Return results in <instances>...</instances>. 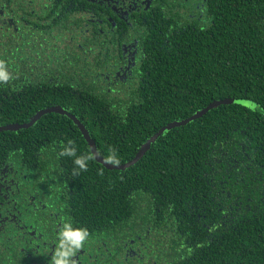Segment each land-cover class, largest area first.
Returning a JSON list of instances; mask_svg holds the SVG:
<instances>
[{"label":"trees","instance_id":"1","mask_svg":"<svg viewBox=\"0 0 264 264\" xmlns=\"http://www.w3.org/2000/svg\"><path fill=\"white\" fill-rule=\"evenodd\" d=\"M205 6L203 24L152 13L136 86L122 96L77 89L91 83L78 80L74 52L32 64L0 55L10 76L0 83V124L27 123L59 105L95 140L94 151L56 112L0 133L18 143H63L72 191L89 192L73 206L80 226L104 241L89 264H264V0ZM6 48L18 49L10 41ZM228 98L237 102L164 131L125 170L108 168L131 162L164 126ZM135 237L149 251L143 256L129 242ZM81 255L84 264L89 256Z\"/></svg>","mask_w":264,"mask_h":264},{"label":"flooded vegetation","instance_id":"2","mask_svg":"<svg viewBox=\"0 0 264 264\" xmlns=\"http://www.w3.org/2000/svg\"><path fill=\"white\" fill-rule=\"evenodd\" d=\"M205 3L206 0H0V37L8 34L6 30L10 33L0 42V55L7 60L21 55L33 62L74 52L79 60L75 68L78 80L91 83L77 89H107L111 95L112 90L118 92L115 89L135 88L153 12L168 17L174 14L181 18L180 24L184 20L203 24L207 20ZM7 41L18 48L14 53L8 52ZM24 51L27 56L22 55ZM44 72L48 73V65ZM55 106L59 105L48 108ZM63 146L57 140L39 145L31 140L18 143L15 136L0 134V264H54L64 225L69 224L70 231L86 229L80 226L73 206L89 192L79 185L76 192L72 191L69 178L74 173L65 165ZM129 242L137 244L136 249L144 247L138 237ZM103 245L104 241L88 233L81 247L68 258L69 264H82V253L89 256L84 264L96 262L105 249Z\"/></svg>","mask_w":264,"mask_h":264},{"label":"water","instance_id":"3","mask_svg":"<svg viewBox=\"0 0 264 264\" xmlns=\"http://www.w3.org/2000/svg\"><path fill=\"white\" fill-rule=\"evenodd\" d=\"M237 102L235 99H224V100H220V101H214L213 103H211L210 105H208L205 109L198 111L197 113H195L192 117L186 119V120H182V121H174L166 126H164L158 133H156L149 141H147L146 144L143 145V147L141 148V150L138 152V154L136 155V157L129 163L121 165V166H114L111 164H108V168L109 169H121V170H125L127 167H129L130 165L136 163L145 153L146 151L150 148V145L153 141H155L159 135H161L164 131L166 130H171L175 127L178 126H183L187 123H189L192 120H195L199 117H201L202 115H204L206 112H208L209 110L213 109V108H217L220 105L223 104H232ZM243 104H246L247 102H243ZM50 112H56V113H60L63 115H67L68 117H70L73 122L76 124V126H78V128L81 130L83 136L86 138V140L91 144L92 148L95 151V143L93 142V140L90 137L89 131L85 128V126L73 115L69 114L66 110H64L61 106H55L52 108H48L45 110H41L39 111L28 123L25 124H10L7 126H0V131H16L19 129H23V128H29L31 127L38 119H40L42 117V115L46 114V113H50ZM95 155L97 157L98 160L103 161L102 158H100L97 153L95 152Z\"/></svg>","mask_w":264,"mask_h":264},{"label":"clouds","instance_id":"4","mask_svg":"<svg viewBox=\"0 0 264 264\" xmlns=\"http://www.w3.org/2000/svg\"><path fill=\"white\" fill-rule=\"evenodd\" d=\"M10 79L9 73L4 67L3 62H0V83L7 82ZM69 154H72L70 149H66ZM75 163L80 168H85V162L83 158H77ZM88 236L86 229L69 230V224H65L63 230L60 233L59 246L55 252L54 264H69V257L73 254L75 249H79L82 242Z\"/></svg>","mask_w":264,"mask_h":264},{"label":"rangeland","instance_id":"5","mask_svg":"<svg viewBox=\"0 0 264 264\" xmlns=\"http://www.w3.org/2000/svg\"><path fill=\"white\" fill-rule=\"evenodd\" d=\"M2 1H6V0H2ZM2 30H6L5 28H3ZM4 32V31H3ZM6 33H8V34H6V35H3L2 37H0V42L1 43H3L7 38H8V35H10V33L6 30ZM118 92H116L117 93V95H123V93L124 92H129V91H131L132 89H116ZM115 93V92H114ZM113 94V93H112ZM144 238V237H143ZM144 239H147V238H144ZM154 240L155 239H153V238H149V239H147L146 240V242L147 243H151V244H154ZM136 251V250H135ZM147 252H149V251H147V248L145 249V248H143L142 249V251L141 252H139V256H140V254H142V256H143V254H146ZM144 258H146V257H144ZM148 258V257H147ZM152 261V260H151ZM149 264H150V262H149Z\"/></svg>","mask_w":264,"mask_h":264}]
</instances>
